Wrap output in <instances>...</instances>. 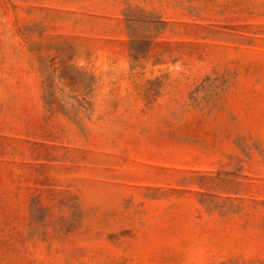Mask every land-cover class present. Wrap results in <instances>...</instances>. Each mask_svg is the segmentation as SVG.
I'll return each mask as SVG.
<instances>
[{
	"label": "rangeland",
	"instance_id": "1",
	"mask_svg": "<svg viewBox=\"0 0 264 264\" xmlns=\"http://www.w3.org/2000/svg\"><path fill=\"white\" fill-rule=\"evenodd\" d=\"M0 264H264V0H0Z\"/></svg>",
	"mask_w": 264,
	"mask_h": 264
}]
</instances>
